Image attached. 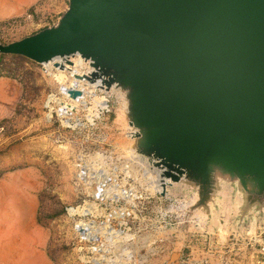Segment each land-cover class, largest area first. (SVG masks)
I'll return each instance as SVG.
<instances>
[{"label": "rangeland", "instance_id": "obj_1", "mask_svg": "<svg viewBox=\"0 0 264 264\" xmlns=\"http://www.w3.org/2000/svg\"><path fill=\"white\" fill-rule=\"evenodd\" d=\"M68 6L69 0H0V11H11L0 19V43L55 25ZM56 71L24 56L0 57V78L22 87L14 111L0 119V264H264V202L249 208L228 179L220 181L207 210L192 209L197 199L192 185H173L163 196L158 173L128 157L132 140L124 99L98 90L108 106L93 120L91 95L78 113L65 116L60 91L71 75L59 81ZM81 158L91 176L117 175L122 190L137 186L141 196L135 215L127 218L113 211L130 207L121 196L100 205L99 218H115L106 224L109 230H100L99 250L98 243L80 239L75 229L80 216L68 211L96 208L76 207L92 200L97 181H78ZM152 184L158 190L151 193ZM116 189L111 192L122 193Z\"/></svg>", "mask_w": 264, "mask_h": 264}, {"label": "water", "instance_id": "obj_2", "mask_svg": "<svg viewBox=\"0 0 264 264\" xmlns=\"http://www.w3.org/2000/svg\"><path fill=\"white\" fill-rule=\"evenodd\" d=\"M0 53L89 61L76 79L124 99L128 157L158 173L163 196L192 185V209L207 210L228 179L249 208L264 202V0H69L55 25Z\"/></svg>", "mask_w": 264, "mask_h": 264}, {"label": "built area", "instance_id": "obj_3", "mask_svg": "<svg viewBox=\"0 0 264 264\" xmlns=\"http://www.w3.org/2000/svg\"><path fill=\"white\" fill-rule=\"evenodd\" d=\"M88 64H89V61H87ZM90 66V64H89ZM88 67H87V71H88ZM87 74H90V71L89 73ZM66 85V84H65ZM74 85L70 84L69 86H67L66 89V94H67V97L69 98V90L68 89H71ZM61 89V88H60ZM78 89V88H77ZM81 90V89H80ZM60 94L63 95L60 91ZM53 96V95H52ZM54 100L51 99L50 100V103L53 102ZM81 157H84V156H81ZM85 160H81L80 159V165L78 164L79 168H78V181L81 183V184H84V185H87L89 184L90 182H94V179H97V181L94 183V188H93V191H92V200L90 201H87L85 200L82 204V206H84L86 203H96L97 204V207L96 208H93V211L92 212H87V213H84V214H79V213H76V214H73L74 216L77 215V216H80V218L76 221V224H75V229L76 231H80V233H78V236L80 237V239L83 241V240H87L89 242H91L92 244H97L95 247L97 246H100L102 242V239H103V235H101L100 233V227L101 226H104L105 224L107 223H110L111 225V218H115L113 216H106L105 219H101L99 218L100 217V205L101 204H107V202H111V203H115V202H118L119 200L121 199H127L128 202L130 203V207H127V208H122L119 210H115L113 209V211H115L118 216H121L123 218H127V217H131L132 215H135L134 212H133V208L136 206V204H134L136 202V200L140 199L139 197H141L139 194H138V190H137V186L135 187V189L133 190L134 186H130V187H127L125 190H126V194L128 193V191H131L129 193L128 196L126 197H123L121 199H116L114 197H117L118 195L117 194H114L111 192V190L113 189L114 186H117V182L114 181V178H115V175L112 176V175H105L103 177H94V176H91V170L89 168L88 165H86L87 163L84 162ZM109 184V185H108ZM107 187H109V190L107 191L106 193V189ZM111 194V195H110ZM110 195V196H109ZM79 206V205H78ZM71 208V207H70ZM69 211V210H68ZM70 213V212H69ZM72 215V214H70ZM84 221V222H88L90 224V222H96L97 226L94 227L92 226V228L90 229L88 226H79L78 223L80 221ZM113 227L111 226L110 229H112ZM87 234V235H86ZM86 238V239H85Z\"/></svg>", "mask_w": 264, "mask_h": 264}, {"label": "bare ground", "instance_id": "obj_4", "mask_svg": "<svg viewBox=\"0 0 264 264\" xmlns=\"http://www.w3.org/2000/svg\"><path fill=\"white\" fill-rule=\"evenodd\" d=\"M70 60L72 61L71 64L66 63L64 61V64H65V68L64 69L55 66L54 61H51V62L45 64L47 66V69L48 70H49V67H51L53 70L56 69L58 71V74H56L57 73V71H56V73H54V76L59 81H65L66 78H69L66 74L69 73V76L71 74V76H70L71 77V81H70V83H68L64 87V89H66L67 86H69L70 84H72V85L75 86V82H76V84H77L76 85V89L77 88L78 89H81L82 92H83L82 95L78 99L71 98V97L68 98L67 97V94H66V90L63 89V95L65 96L66 101H64V102L62 101L60 103V107L62 108V112H63V114L65 116H70L71 114L78 113V111L80 110V105H82V103H83L82 100L83 99L85 100L86 97H89V95H91L92 98H93V102H94V105H93L94 106L93 107L94 109L93 108L89 109V111H90L89 119L93 120L94 117H96L97 115H99V112L101 110L107 108V106H108L107 99L105 97H98V95L96 93V91H98V90H100V91H104V90H102V89H100L98 87L99 84H100V81H98L96 83H91V82L87 81L86 79H82V78H80V79L77 78L76 79L77 74H80V75L84 76V75H87V73H89V71L91 72V70H92V68L90 66L89 67L90 69L87 71V69H86L87 68L86 67L87 65L86 64L88 62L84 58H82V57H80V58L71 57ZM86 85H88L90 88L86 89ZM81 160H84V159L81 158ZM86 165H88V164H86ZM126 176H128V175H126ZM155 178L157 179V177H155ZM117 180H118V176L115 175L114 181L117 182V186H114L113 188L116 187L118 190L122 191V193H119V195L117 197H120V196L121 197H126V195L128 196L131 191H128V193L126 194V190H122V187L124 185L123 182H119ZM135 187L136 186H134L133 190L135 189ZM117 189H116V191H118ZM148 189L151 191V193L158 190L156 186H155V188L153 187V184H152V187H148ZM108 190H109V187H107L106 193H107ZM87 204L88 205H91V204H96V203H93V202L92 203H89L88 202L84 206L79 205V206H76V207H83V209H85L86 208L85 206ZM73 207H75V206H73ZM96 207H97V204H96ZM71 209H73V208L71 207ZM70 211L71 210L69 208V212ZM92 211L93 210L88 209V208H86L84 211H82L80 208L77 209V212H83V213H79V214H84V213L92 212ZM77 212H74V213L70 212V214H76ZM90 224L92 226H94V227L97 226L96 222H90ZM90 224L88 222H84L83 220L78 223L79 226H82V225L83 226H88L91 229L92 226ZM105 227H107L106 224L103 227L101 226L100 227V230H105L104 229ZM108 228L109 227H107V230H109ZM77 232L80 233L79 230ZM95 249H98L99 250L100 248L99 247H95ZM100 264H102V263L100 262Z\"/></svg>", "mask_w": 264, "mask_h": 264}, {"label": "crops", "instance_id": "obj_5", "mask_svg": "<svg viewBox=\"0 0 264 264\" xmlns=\"http://www.w3.org/2000/svg\"><path fill=\"white\" fill-rule=\"evenodd\" d=\"M10 12L9 10L0 11V19L9 16ZM21 94L22 87L20 83L14 79L2 80L0 78V119L5 117L6 112L14 111L15 106L21 98Z\"/></svg>", "mask_w": 264, "mask_h": 264}, {"label": "trees", "instance_id": "obj_6", "mask_svg": "<svg viewBox=\"0 0 264 264\" xmlns=\"http://www.w3.org/2000/svg\"><path fill=\"white\" fill-rule=\"evenodd\" d=\"M2 25V23L0 22V26ZM2 40H0V42H1ZM0 57H3V54H1L0 53ZM37 219H38V222L40 223V224H43L44 222H43V219H42V217L38 214L37 215Z\"/></svg>", "mask_w": 264, "mask_h": 264}]
</instances>
